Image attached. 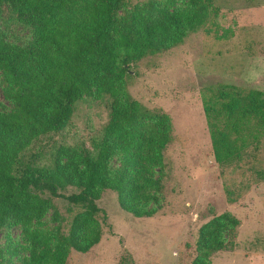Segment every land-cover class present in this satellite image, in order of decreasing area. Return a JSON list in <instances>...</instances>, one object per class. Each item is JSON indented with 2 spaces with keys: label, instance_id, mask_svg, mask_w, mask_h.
<instances>
[{
  "label": "trees",
  "instance_id": "trees-1",
  "mask_svg": "<svg viewBox=\"0 0 264 264\" xmlns=\"http://www.w3.org/2000/svg\"><path fill=\"white\" fill-rule=\"evenodd\" d=\"M124 1L0 0L18 22L34 27L22 45L7 41L0 29V75L4 96L13 104L11 111L0 112V229L21 224L29 243L21 264H66L71 249L84 253L97 244L106 222L96 203L102 189L114 190L120 207L135 216L149 214L143 205L156 199L155 170L164 166L171 122L127 94L110 102L94 155L82 145L62 146L50 165H40L27 152L40 137L66 127L78 100L115 94L131 62L180 43L211 7V0H189L188 7L172 11L149 0L118 22L115 12ZM204 111L214 158L226 164L240 153L237 134L243 126L253 119L264 128V91L221 84L216 101L208 100ZM118 151L121 166L111 170ZM67 187L77 191H59ZM51 197H63L81 210L67 232L58 230L55 243L48 244L32 226ZM238 225L228 212L205 222L189 264H211L213 253L228 249Z\"/></svg>",
  "mask_w": 264,
  "mask_h": 264
},
{
  "label": "rangeland",
  "instance_id": "rangeland-1",
  "mask_svg": "<svg viewBox=\"0 0 264 264\" xmlns=\"http://www.w3.org/2000/svg\"><path fill=\"white\" fill-rule=\"evenodd\" d=\"M148 1L125 0L116 9L117 21ZM151 1L172 11L189 5V0H174L173 5L169 0ZM0 29L7 41L19 45L34 32V27L17 21L7 4L0 5ZM221 84L264 91V0H211L209 14L180 43L131 62L115 94L78 100L63 130L30 146L27 152L40 165H50L62 146L82 145L94 155V141L109 119V104L124 94L166 114L171 122L164 166L155 170L156 199L143 205L150 213L135 216L120 207L114 190H100L96 203L106 215L100 241L84 253L71 249L66 264H189L199 228L224 212L239 225L228 249L213 253L211 264H264V128L251 119L237 134L239 155L226 164L215 160L204 106L216 101ZM4 90L0 75V112L6 113L13 104ZM121 157L119 151L112 156L111 170L120 168ZM80 210L63 197H51L46 213L32 227L53 244L55 233H66ZM28 246L21 224L3 226L0 264H21Z\"/></svg>",
  "mask_w": 264,
  "mask_h": 264
}]
</instances>
